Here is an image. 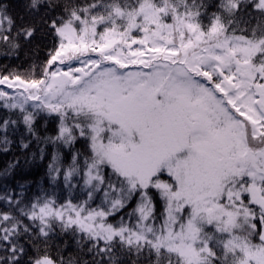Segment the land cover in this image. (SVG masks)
Wrapping results in <instances>:
<instances>
[{"label":"snow or ice","instance_id":"obj_1","mask_svg":"<svg viewBox=\"0 0 264 264\" xmlns=\"http://www.w3.org/2000/svg\"><path fill=\"white\" fill-rule=\"evenodd\" d=\"M9 8L0 54L39 33L56 43L0 73L2 150L23 125L20 148L51 144L52 179L82 175L87 199L0 197V264L29 249L24 264H264V0H24L19 23ZM57 225L70 240L54 258Z\"/></svg>","mask_w":264,"mask_h":264},{"label":"trees","instance_id":"obj_2","mask_svg":"<svg viewBox=\"0 0 264 264\" xmlns=\"http://www.w3.org/2000/svg\"><path fill=\"white\" fill-rule=\"evenodd\" d=\"M5 3L10 5L9 12L17 17V23H19L18 17L25 15L22 11V5L24 0H4ZM86 2V0H85ZM253 14L254 10H253ZM207 23V21H205ZM56 40L50 33H39L36 39L31 44H25L17 53L11 55L0 54V73H5L11 70H17L23 73L29 69L34 63H40L47 58V53L53 48ZM5 50L0 46V53ZM138 66H129V69H135ZM5 90L12 91L6 88ZM0 101V118H7L9 110L2 106ZM15 119V115L12 116ZM57 119L54 117H46L45 114H41L37 119V127L43 133L46 129L47 134L54 135L55 128L57 126ZM24 131L23 125L14 134H10L9 138L12 143L8 146L7 151L2 149L5 147L0 144V197H3L6 193H21V185H23V198L25 202L33 201L36 197H51L55 200V205L67 203L71 200L72 203H79L87 199V189L84 186L83 176L79 175L71 181V186L64 181L63 174L56 179H52L49 174L48 165L51 163L53 146L51 144L37 145L33 141L32 145L27 150L20 148L19 140L20 135ZM84 141L78 140L72 151L81 150L84 151ZM44 148V155L41 158L39 148ZM63 154V163L66 168L71 161V152L67 148L60 149ZM35 154V155H33ZM18 161V163H17ZM13 165V167H9ZM102 193H96L94 199L89 201L90 207H97L101 205ZM135 206L133 201L127 208L121 210L119 213L108 217V220L114 224L119 223L121 217L127 221L128 217L126 213L131 211V208ZM8 204L5 200L0 199V210H7ZM163 211L162 204L157 203L156 212L157 220L160 221L159 214ZM56 235L53 237L55 241L51 248V254L55 258L58 255L56 245L63 248L64 243L70 240L68 235L60 233L59 227H56ZM69 252H72V247H69L63 252V255L67 256ZM2 255V253H0ZM34 255V250L29 249L28 255L23 257L22 264ZM87 258V257H85Z\"/></svg>","mask_w":264,"mask_h":264},{"label":"rangeland","instance_id":"obj_3","mask_svg":"<svg viewBox=\"0 0 264 264\" xmlns=\"http://www.w3.org/2000/svg\"><path fill=\"white\" fill-rule=\"evenodd\" d=\"M82 59H83V58H82ZM73 66H74V67H79L80 65H79L78 63H76V62H73ZM129 70H136V68H135V69H129ZM64 204H66V203H64ZM73 204H77V203H73ZM60 205H62V204H60ZM60 205H57V206L55 205V207L59 208ZM93 208H94V207H93ZM125 221H126V220H125ZM108 222H109V223H113V222H111V221H109V220H108ZM126 222H127V221H126ZM160 222H161V219H160V221H158L157 224H159ZM113 224H114V223H113ZM116 224H117V223H116Z\"/></svg>","mask_w":264,"mask_h":264}]
</instances>
